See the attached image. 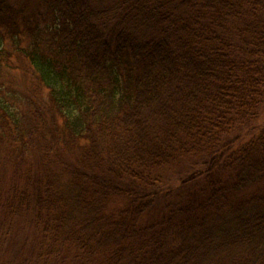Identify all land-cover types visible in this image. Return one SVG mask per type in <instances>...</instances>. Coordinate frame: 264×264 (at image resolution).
Instances as JSON below:
<instances>
[{"label": "trees", "instance_id": "trees-1", "mask_svg": "<svg viewBox=\"0 0 264 264\" xmlns=\"http://www.w3.org/2000/svg\"><path fill=\"white\" fill-rule=\"evenodd\" d=\"M34 1L0 0V41L26 44L0 48V239L27 226L84 264H264V0Z\"/></svg>", "mask_w": 264, "mask_h": 264}, {"label": "rangeland", "instance_id": "rangeland-1", "mask_svg": "<svg viewBox=\"0 0 264 264\" xmlns=\"http://www.w3.org/2000/svg\"><path fill=\"white\" fill-rule=\"evenodd\" d=\"M9 2L15 10L21 8L23 6L22 3L25 2L24 5H29L27 14L34 11V0H9ZM25 45V42L19 44L16 40L12 41L9 38H6L3 42L0 41V48L12 52V54L14 53L13 47L22 48ZM8 64L10 68L9 72L13 75L15 84H18V89L22 90L25 84L22 79L21 70L19 69L17 57L12 55L8 60ZM263 123L264 119H261L257 125H262ZM245 130L243 126L241 130L235 132L238 136H236L237 139L233 145L237 144L236 142L240 137L245 138L247 136L248 131ZM236 137H232L231 140ZM178 162L166 168V172L160 175L161 180L158 181L160 194H164L168 190L173 192L176 186L182 184L183 178L185 179L188 176L187 173L190 169V166L187 164L188 161L184 159ZM150 218L151 216H145L146 220ZM1 237L0 264H84L82 259L79 260L77 258L79 255L74 251L66 250V248L59 245L51 246L50 244L52 243L50 241L43 240L40 233L27 226L14 224L6 228Z\"/></svg>", "mask_w": 264, "mask_h": 264}]
</instances>
